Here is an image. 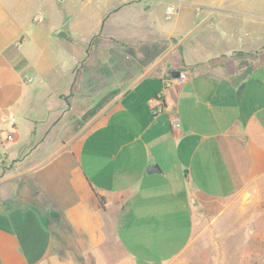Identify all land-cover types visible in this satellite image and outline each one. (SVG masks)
I'll return each mask as SVG.
<instances>
[{
  "label": "crops",
  "instance_id": "crops-1",
  "mask_svg": "<svg viewBox=\"0 0 264 264\" xmlns=\"http://www.w3.org/2000/svg\"><path fill=\"white\" fill-rule=\"evenodd\" d=\"M0 172V264H172L264 173V0H0Z\"/></svg>",
  "mask_w": 264,
  "mask_h": 264
},
{
  "label": "rangeland",
  "instance_id": "rangeland-1",
  "mask_svg": "<svg viewBox=\"0 0 264 264\" xmlns=\"http://www.w3.org/2000/svg\"><path fill=\"white\" fill-rule=\"evenodd\" d=\"M71 104L74 107L61 124L68 126V136L83 124L79 116L85 110L80 100ZM16 124L18 128L5 123L1 138L12 133L23 139L27 131ZM21 141L15 140L11 149L3 152L11 158L22 147ZM217 207L221 212L216 216L198 210L191 243L172 264H264V173L255 176L245 190Z\"/></svg>",
  "mask_w": 264,
  "mask_h": 264
},
{
  "label": "built area",
  "instance_id": "built-area-1",
  "mask_svg": "<svg viewBox=\"0 0 264 264\" xmlns=\"http://www.w3.org/2000/svg\"><path fill=\"white\" fill-rule=\"evenodd\" d=\"M169 9H172L173 11L171 12V13H169V10H168V13H169V17L170 16H172L173 15V13H174V9L173 8H169ZM180 79H186V75L185 74H181L180 75ZM12 134L11 133H9L8 135H7V138H6V140L7 141H11L12 140Z\"/></svg>",
  "mask_w": 264,
  "mask_h": 264
},
{
  "label": "water",
  "instance_id": "water-1",
  "mask_svg": "<svg viewBox=\"0 0 264 264\" xmlns=\"http://www.w3.org/2000/svg\"><path fill=\"white\" fill-rule=\"evenodd\" d=\"M176 75H180V72H176ZM70 108H71V106H70V104H69V108H68V109H70ZM155 169H157V168H155V167L153 166V167H151V168L149 169L148 172H150V171H152V170H155Z\"/></svg>",
  "mask_w": 264,
  "mask_h": 264
},
{
  "label": "trees",
  "instance_id": "trees-1",
  "mask_svg": "<svg viewBox=\"0 0 264 264\" xmlns=\"http://www.w3.org/2000/svg\"><path fill=\"white\" fill-rule=\"evenodd\" d=\"M100 201L102 204H104V198H101Z\"/></svg>",
  "mask_w": 264,
  "mask_h": 264
},
{
  "label": "clouds",
  "instance_id": "clouds-1",
  "mask_svg": "<svg viewBox=\"0 0 264 264\" xmlns=\"http://www.w3.org/2000/svg\"><path fill=\"white\" fill-rule=\"evenodd\" d=\"M173 10L172 9H169V13H171Z\"/></svg>",
  "mask_w": 264,
  "mask_h": 264
}]
</instances>
